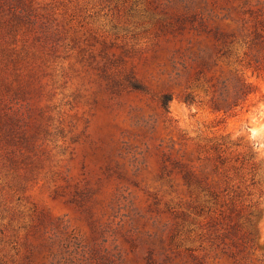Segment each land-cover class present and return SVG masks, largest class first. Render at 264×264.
Masks as SVG:
<instances>
[{
	"label": "rangeland",
	"instance_id": "1",
	"mask_svg": "<svg viewBox=\"0 0 264 264\" xmlns=\"http://www.w3.org/2000/svg\"><path fill=\"white\" fill-rule=\"evenodd\" d=\"M0 264H264V0L0 10Z\"/></svg>",
	"mask_w": 264,
	"mask_h": 264
},
{
	"label": "trees",
	"instance_id": "2",
	"mask_svg": "<svg viewBox=\"0 0 264 264\" xmlns=\"http://www.w3.org/2000/svg\"><path fill=\"white\" fill-rule=\"evenodd\" d=\"M21 3V0H0V10L1 12L5 10L7 7H14Z\"/></svg>",
	"mask_w": 264,
	"mask_h": 264
}]
</instances>
